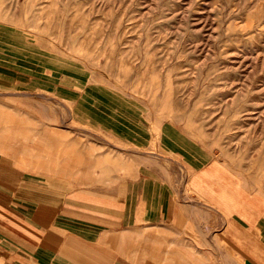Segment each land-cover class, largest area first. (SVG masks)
<instances>
[{
    "label": "crops",
    "instance_id": "1",
    "mask_svg": "<svg viewBox=\"0 0 264 264\" xmlns=\"http://www.w3.org/2000/svg\"><path fill=\"white\" fill-rule=\"evenodd\" d=\"M37 40L0 17V264H264L257 160L56 71Z\"/></svg>",
    "mask_w": 264,
    "mask_h": 264
},
{
    "label": "rangeland",
    "instance_id": "2",
    "mask_svg": "<svg viewBox=\"0 0 264 264\" xmlns=\"http://www.w3.org/2000/svg\"><path fill=\"white\" fill-rule=\"evenodd\" d=\"M0 17L51 46L56 71L264 168V0H0Z\"/></svg>",
    "mask_w": 264,
    "mask_h": 264
}]
</instances>
